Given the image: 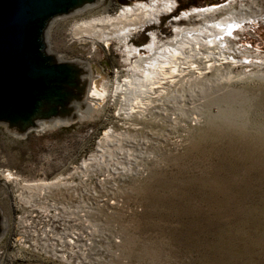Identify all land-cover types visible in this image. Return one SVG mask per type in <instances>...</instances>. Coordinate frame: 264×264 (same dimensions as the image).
I'll return each instance as SVG.
<instances>
[{
	"label": "rangeland",
	"instance_id": "rangeland-1",
	"mask_svg": "<svg viewBox=\"0 0 264 264\" xmlns=\"http://www.w3.org/2000/svg\"><path fill=\"white\" fill-rule=\"evenodd\" d=\"M149 1L102 0L55 19L49 51L122 83L124 47L112 41L90 54L71 29L90 12L107 7L113 16ZM173 1V12L130 39L139 54L151 55V32L173 38L183 12L233 2L251 16L234 41L242 54L233 58L246 65L181 76L143 118L125 117L132 101L117 98L25 137L0 124V264H264V0ZM108 130L130 149L118 174L113 161L94 157L101 147L115 152L99 142Z\"/></svg>",
	"mask_w": 264,
	"mask_h": 264
},
{
	"label": "bare ground",
	"instance_id": "bare-ground-1",
	"mask_svg": "<svg viewBox=\"0 0 264 264\" xmlns=\"http://www.w3.org/2000/svg\"><path fill=\"white\" fill-rule=\"evenodd\" d=\"M99 1L97 5L101 3ZM85 8L75 14H78ZM175 2L173 0H150L147 3L137 2L133 5H123L113 16L108 14L107 7L101 12H90V19L73 25L72 38L76 41L89 42L90 54L94 53L98 46L109 49L112 41H116L125 49L124 62L127 79L118 81L114 76L109 81L104 73L95 65L85 63L90 72V83L86 96V106L82 115L86 112L89 116L97 111L109 100L110 104L118 101H132L130 110L125 117H144L157 101L156 98L164 95L173 87L181 76L190 72H197V78H202L215 67L221 65L233 67L244 66L246 61H238L233 58L242 54L235 46V38L238 32H243L242 23L251 19L244 8L235 10L233 2L220 5H212L202 8L193 7L174 18V37L161 42L155 32H151V40L145 48L151 51V55L145 57L139 54L138 49L129 45L133 35L143 28L157 25L163 15L173 12ZM101 13L96 15L95 13ZM98 13V14H99ZM95 14V15H94ZM254 21V18H253ZM159 52H153L154 48H161ZM136 58L131 62L130 58ZM198 63V64H197ZM247 64H254L248 62ZM230 68V69H231ZM231 78V77H230ZM123 101V105H124ZM56 125H52L54 127ZM41 125V129H46ZM51 128V127H50ZM118 137L108 130L104 132L100 143L115 145V152L109 153L105 148H99V153L94 157L113 161L117 170L111 168V172H124L128 164H123L125 157L129 159L130 149H124ZM102 163V162H101ZM83 162L81 167H84ZM118 174V173H116ZM7 178L12 179L11 174ZM61 181L57 178L54 183ZM42 184V183H41Z\"/></svg>",
	"mask_w": 264,
	"mask_h": 264
},
{
	"label": "water",
	"instance_id": "water-1",
	"mask_svg": "<svg viewBox=\"0 0 264 264\" xmlns=\"http://www.w3.org/2000/svg\"><path fill=\"white\" fill-rule=\"evenodd\" d=\"M100 0H0V124L25 137L41 125L70 126L85 109L90 72L81 60L49 51L55 19ZM5 218L0 210V240Z\"/></svg>",
	"mask_w": 264,
	"mask_h": 264
},
{
	"label": "built area",
	"instance_id": "built-area-1",
	"mask_svg": "<svg viewBox=\"0 0 264 264\" xmlns=\"http://www.w3.org/2000/svg\"><path fill=\"white\" fill-rule=\"evenodd\" d=\"M70 242H72V240H70Z\"/></svg>",
	"mask_w": 264,
	"mask_h": 264
}]
</instances>
